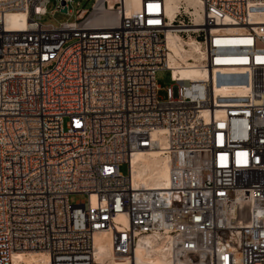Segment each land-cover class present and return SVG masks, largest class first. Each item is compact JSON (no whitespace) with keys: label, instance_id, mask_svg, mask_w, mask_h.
<instances>
[{"label":"built area","instance_id":"2783aa9c","mask_svg":"<svg viewBox=\"0 0 264 264\" xmlns=\"http://www.w3.org/2000/svg\"><path fill=\"white\" fill-rule=\"evenodd\" d=\"M194 1L170 19L166 0L134 12L93 0L53 25L40 22L50 0H0V264L28 251L46 264H149L136 250L154 244L162 264H264V0ZM110 7L114 25L86 23ZM11 11L24 30L9 29ZM168 35L193 55L173 63ZM186 66L201 75L181 78ZM153 149L166 188L131 178L132 156Z\"/></svg>","mask_w":264,"mask_h":264},{"label":"bare ground","instance_id":"6f19581e","mask_svg":"<svg viewBox=\"0 0 264 264\" xmlns=\"http://www.w3.org/2000/svg\"><path fill=\"white\" fill-rule=\"evenodd\" d=\"M126 11L134 12L139 7V0H124ZM181 0H166V16L170 19L174 17L177 6L180 4ZM187 6H192L194 0H184ZM111 4V3H110ZM261 9L260 18L264 19V6H259ZM110 8L101 9L98 13L90 16L86 23L88 25H114L117 21L115 13ZM264 20H262L263 22ZM6 24L9 29L24 30L26 28V14L20 11H11L6 17ZM188 47H185L182 38L178 36L168 35L167 45L172 51L170 53V59L175 63V57H179L182 61H186L188 56L193 55V51L196 50V45L193 41H186ZM186 48L190 50L187 53L188 56L184 57V52ZM177 62V61H176ZM181 75V78H194L201 75L198 68L194 66H186L177 69ZM224 78H229V75L223 76ZM132 172L131 178L134 184L144 185L148 188H166L169 181V164L167 158L162 155L161 150L153 149L150 151H140L132 156L131 160ZM159 234L158 231L152 233V235ZM150 254L144 255L143 248L139 246L136 250L137 256L140 260H143L149 264H162L163 257L158 254L160 250L159 246L156 244L150 245ZM111 241L107 234L103 232L97 233L95 235V254L100 260H107L111 258ZM154 254V255H153ZM13 258L16 264H46L48 257L43 252L38 251H28V252H16L13 254Z\"/></svg>","mask_w":264,"mask_h":264},{"label":"rangeland","instance_id":"374dc122","mask_svg":"<svg viewBox=\"0 0 264 264\" xmlns=\"http://www.w3.org/2000/svg\"><path fill=\"white\" fill-rule=\"evenodd\" d=\"M92 2L93 0H73L68 4L70 10L69 12L57 11L51 14L50 10L55 6V0H50L49 4L47 5L48 12L47 14L41 16L40 22L44 24L58 25L60 22L75 20L77 10L81 8H90ZM187 53H190L188 48H186V51L183 53L184 57L188 56ZM156 83L160 86V89L158 90V96L162 99L165 98L166 88L173 85L169 71L165 69L157 71ZM120 171L124 174L127 173L126 163L121 164ZM69 196L71 202L86 198L84 194H71Z\"/></svg>","mask_w":264,"mask_h":264},{"label":"water","instance_id":"95a60500","mask_svg":"<svg viewBox=\"0 0 264 264\" xmlns=\"http://www.w3.org/2000/svg\"><path fill=\"white\" fill-rule=\"evenodd\" d=\"M61 3H62V5H65L64 1H62ZM62 12H66V8H63Z\"/></svg>","mask_w":264,"mask_h":264}]
</instances>
